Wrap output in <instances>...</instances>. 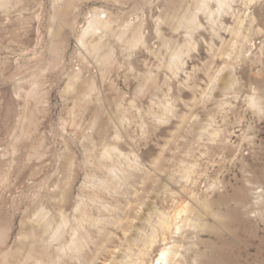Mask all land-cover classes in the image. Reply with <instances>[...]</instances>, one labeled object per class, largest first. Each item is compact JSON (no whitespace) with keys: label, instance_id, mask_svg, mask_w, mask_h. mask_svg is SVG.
<instances>
[{"label":"rangeland","instance_id":"1","mask_svg":"<svg viewBox=\"0 0 264 264\" xmlns=\"http://www.w3.org/2000/svg\"><path fill=\"white\" fill-rule=\"evenodd\" d=\"M260 123L264 0H0V264H264Z\"/></svg>","mask_w":264,"mask_h":264},{"label":"bare ground","instance_id":"2","mask_svg":"<svg viewBox=\"0 0 264 264\" xmlns=\"http://www.w3.org/2000/svg\"><path fill=\"white\" fill-rule=\"evenodd\" d=\"M95 24H96L95 21L90 22L87 29L92 28L93 26H95ZM77 209H78V207H77ZM137 217L138 216H136V220L130 219V218H126V219L125 218H119L116 221V226H118V228L121 229V233H122V236H120L119 239L121 241H123L124 240L123 238H125V240L127 239L126 241H128V242H121L119 244H113L112 232L110 231V232H108V234H106L107 236H106L104 245L109 246V248H112V249H109L110 252H113V253L118 252L121 254V256H119L120 258L118 260L116 259V262H114L115 260L112 259V257H114V256H111V261L114 262L115 264H166V263H169V261L173 257H175V254L177 252L175 250V248H176L175 245L174 246H172V245L168 246V239H169L168 235L171 234L173 232L174 228H177L176 225L180 223V222L176 223V221H175L176 216H174V215H172V216H161V218L159 220L160 230L154 226L150 227V228H145V230H142L140 227H139L140 229H138V228L135 229V225H134L135 223L134 222L140 220L139 218H138L139 220H137ZM90 219H91V217H90ZM148 219L150 221L149 217H148ZM63 224H65V223H63ZM61 226H63V225L61 224ZM59 227H60V225L58 226V228ZM179 228H181V227L179 226ZM60 231H62V229ZM175 231H178V230L176 229ZM159 232H161V234ZM56 233H57V231H56ZM56 236H57V234H56ZM60 236H61V234H60ZM75 237H76V235H75ZM130 239L133 242H131ZM81 241L82 240H80L79 238H74L73 243L75 246L80 247V249H81V247L83 246L82 245L83 243ZM160 243H163L165 245L161 248L159 247V249H158V245ZM113 248H114V250H113ZM105 251H107L106 248H105ZM156 251L159 252V256H158L157 260H154V253ZM28 257L31 258L32 257L31 254H28ZM111 261L108 262V264H112Z\"/></svg>","mask_w":264,"mask_h":264},{"label":"clouds","instance_id":"3","mask_svg":"<svg viewBox=\"0 0 264 264\" xmlns=\"http://www.w3.org/2000/svg\"><path fill=\"white\" fill-rule=\"evenodd\" d=\"M53 103H59V100H58V94H54L53 95ZM58 109H54V111H57ZM259 128L260 129H264V123H260L259 124ZM151 154L152 153H149L148 155H147V158H150V156H151ZM147 158H146V162H147ZM237 180H239V181H242V183L239 185L241 188L243 187V183H244V181H245V177H243L242 175H240L239 174V176H237V178H236ZM256 214L255 213H250L249 214V216L250 217H253V216H255Z\"/></svg>","mask_w":264,"mask_h":264}]
</instances>
